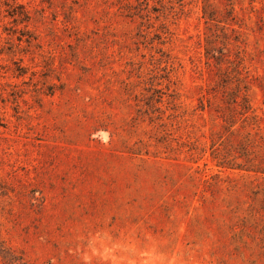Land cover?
<instances>
[{
	"label": "rangeland",
	"instance_id": "374dc122",
	"mask_svg": "<svg viewBox=\"0 0 264 264\" xmlns=\"http://www.w3.org/2000/svg\"><path fill=\"white\" fill-rule=\"evenodd\" d=\"M0 264H264V0H0Z\"/></svg>",
	"mask_w": 264,
	"mask_h": 264
}]
</instances>
